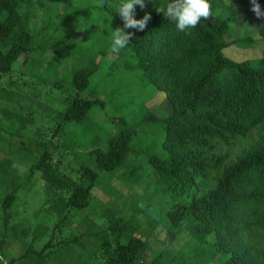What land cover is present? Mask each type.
<instances>
[{"label": "trees", "instance_id": "1", "mask_svg": "<svg viewBox=\"0 0 264 264\" xmlns=\"http://www.w3.org/2000/svg\"><path fill=\"white\" fill-rule=\"evenodd\" d=\"M98 1L103 11L113 18V31L122 27L123 20L117 12L121 0ZM169 2L145 0L143 8L135 6L136 19L149 13L151 19L143 31L128 29L134 35L125 48L135 58L136 69L147 87L164 92L171 106V112L161 119L165 130L162 148L166 155L163 159L150 158L161 187L174 201L165 213V222L174 232L186 228L198 243L213 234L212 260L226 253L231 264H264V51L254 59L235 61L228 57L224 52L226 48L238 45L249 48L256 41L250 36L229 33L221 20L227 11L236 12L233 19L238 25L234 31L240 28L239 17L243 18L241 27L250 31L251 25L245 24L258 17L251 10V0H209L211 17L181 32L175 21L165 19L164 14L157 11L159 6ZM35 3L33 0H0V75L11 73L21 57L31 58L34 35L22 21L33 19ZM44 3V0L38 1L40 7ZM23 5L25 10H21ZM80 11L64 14L60 27L63 25L67 30L80 24L76 15ZM255 32L264 41V21ZM62 46L72 53L71 42ZM88 62L67 74L70 79L67 90L64 78L54 74L58 63L52 68L55 76L39 79L44 83L53 80L55 89L73 93H69L71 97L66 107L55 114L58 120L55 133L68 123H85L91 109L105 106L97 96H82L101 69V63L94 58ZM39 74L43 75L35 73V78ZM12 93L0 87L2 99L13 100L16 96ZM3 113L9 118L15 116L5 109ZM150 119L158 118L150 113ZM150 119L145 117L136 122L119 118V132L109 140L108 147L90 153L97 169L79 166L78 179L63 173L54 163L53 147L38 143L41 154L34 157L30 171L40 173L48 195L57 200H53L54 211L67 218L69 209L89 207L100 172H115L128 163L134 138ZM20 123L27 127L30 120L22 118ZM3 131L0 130V141ZM10 164L7 159L0 162V173L6 178ZM128 174L132 175V170ZM8 179L12 181V189L1 204L5 231L0 234V264H38L53 248L51 240L40 250L29 247L24 254L13 256L8 262L3 260L7 256L11 209L21 189L17 179ZM107 223L108 233L103 237L98 234L99 229L94 231L92 227L82 234L88 238L98 236V247L103 251L98 264H142L139 255L146 241L138 235L132 222L109 211ZM174 232L170 231L173 238ZM75 242L76 237L58 243ZM160 257L150 264H160Z\"/></svg>", "mask_w": 264, "mask_h": 264}, {"label": "rangeland", "instance_id": "2", "mask_svg": "<svg viewBox=\"0 0 264 264\" xmlns=\"http://www.w3.org/2000/svg\"><path fill=\"white\" fill-rule=\"evenodd\" d=\"M38 1L33 0L37 4L33 19L22 21L34 35L31 58L21 57L11 73L0 75V87L16 96L13 100L0 97V130H4L0 141V162L11 161L7 178L17 179L21 184L11 209L7 256L3 260L8 262L11 257L24 254L29 247L40 250L51 240L53 248L38 264H98L103 252L98 247V236L88 238L82 234L92 227L94 231L99 229L101 237L106 235L107 213L113 211L130 220L138 235L145 239L146 244L139 255L142 264H150L159 255L160 264H204L206 261L207 264H231L226 253L210 259L215 239L213 234L205 242L198 243L186 228L174 232L165 222V213L174 201L161 187L150 158L163 159L166 155L162 148L165 130L161 119L171 112V106L164 92L147 87L129 50L124 49L119 54L110 52L113 18L103 11L98 0H44L45 5L41 7ZM260 5L264 9V3ZM25 9L23 5L21 10ZM77 9L81 10L76 13L81 23L67 30L63 25L60 27L64 14L77 12ZM234 15L236 12L227 11L221 19L227 25V31L242 37L250 36L256 42L249 48L230 46L225 49V54L235 61L259 57L264 51V41L255 31L264 17L245 24L251 25L250 31L241 27L243 18L239 17L240 28L234 31L238 25ZM67 41L74 46L72 53L62 46ZM90 58L101 63V69L82 96H97L105 106L91 109L85 123H68L55 133L58 125L55 114L66 107L73 93L55 89L53 80L44 83L39 79L53 75L52 68L58 63L54 74L64 78L67 90L70 83L67 74L72 68L86 66ZM41 72L43 75L35 78L34 74ZM93 90L95 92L91 93ZM3 109L15 116H5ZM150 113L158 119H150ZM121 117L136 122L149 117L150 121L134 138L128 163L115 172H100L90 206L83 210L69 209L68 217L64 218L54 211L55 199L48 195L40 173L30 171L34 157L41 154L40 146L53 147L54 163L63 173L78 179L79 166L97 169L90 153L108 147L109 140L119 132L117 121ZM22 118L30 120L27 127H22ZM131 170L132 175H129ZM7 178L0 173L1 235L5 231L1 204L12 189V181ZM170 231L176 233L174 238ZM75 237V243H58Z\"/></svg>", "mask_w": 264, "mask_h": 264}, {"label": "clouds", "instance_id": "3", "mask_svg": "<svg viewBox=\"0 0 264 264\" xmlns=\"http://www.w3.org/2000/svg\"><path fill=\"white\" fill-rule=\"evenodd\" d=\"M252 11L258 18L264 17V9L258 3V0H251ZM145 6V0H121L117 12L123 20V26L115 28L112 32L110 42V52L119 54L129 45L134 32L128 29L143 31L151 19V14H146L142 19H136L134 16L135 6ZM158 12L164 14L165 19L175 21L179 31L186 32L195 28L201 19L211 17V4L209 0H170L166 6H159Z\"/></svg>", "mask_w": 264, "mask_h": 264}]
</instances>
